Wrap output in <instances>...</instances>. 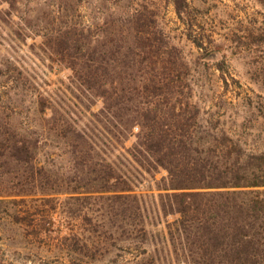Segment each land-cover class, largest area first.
<instances>
[{
    "label": "trees",
    "instance_id": "1",
    "mask_svg": "<svg viewBox=\"0 0 264 264\" xmlns=\"http://www.w3.org/2000/svg\"><path fill=\"white\" fill-rule=\"evenodd\" d=\"M190 1L172 0L187 31ZM33 2L38 13L19 16L21 29L42 39L73 86L63 96L33 86L20 66H0L6 82L19 81V128L0 122V185L10 189L0 186V224L12 212L20 239L45 242L69 261L76 242L96 257L113 236L153 257L149 199L159 217L174 216L157 235L184 263L264 264V149L219 129L220 115L204 117L197 103L181 100L190 88L182 84L185 64L153 17L75 16L71 0ZM188 35L202 47L200 33ZM126 164L150 175L165 170L158 192L137 193ZM62 211L82 213L93 230L54 229Z\"/></svg>",
    "mask_w": 264,
    "mask_h": 264
},
{
    "label": "rangeland",
    "instance_id": "2",
    "mask_svg": "<svg viewBox=\"0 0 264 264\" xmlns=\"http://www.w3.org/2000/svg\"><path fill=\"white\" fill-rule=\"evenodd\" d=\"M38 1V0H35ZM55 1V0H54ZM78 5L75 16H151L157 29L171 43L185 64L181 100L188 98L197 103L204 112L221 116L215 124L244 136L248 146L264 149V1L263 0H191L188 9L194 24L191 31L177 17L172 0H71ZM37 6L33 0H18L14 6L0 3V66H19L31 76L33 86L66 94L73 86L71 71L53 62L42 49V39L30 31L22 30L19 16H36ZM39 8V7H38ZM198 33L202 36L201 48L189 38ZM187 66V68H186ZM32 89V88H31ZM34 90V89H33ZM19 81H8L0 77V122H8L19 128ZM30 95V93H29ZM32 95V93H31ZM231 102L232 104H228ZM102 106L98 101L93 106L97 111ZM30 107V104H26ZM24 116L35 118L31 111ZM126 142L129 147L134 142ZM129 166L128 164H126ZM132 184L137 193H157L156 183L166 171L161 169L153 175L142 173L129 166ZM1 190L9 192L7 184ZM149 221L154 237L148 247L150 257L144 253L146 246L134 245L119 240L117 236L107 238L101 254L93 257L85 254L83 242H76L77 253L67 259V253H48L51 245L42 243L34 246L19 238V225L9 219L0 224V262L2 264H186L175 256L161 233L165 221L155 212L149 199ZM82 213L62 211L54 213L53 228H63V233L78 232L89 235L93 226L87 225ZM11 216V215H10ZM51 227V226H50ZM99 233V232H98ZM101 234V233H100ZM71 241V240H70ZM75 242V241H74ZM42 247L44 249L42 250ZM83 250V251H82ZM93 257V258H92ZM153 258V259H152Z\"/></svg>",
    "mask_w": 264,
    "mask_h": 264
}]
</instances>
